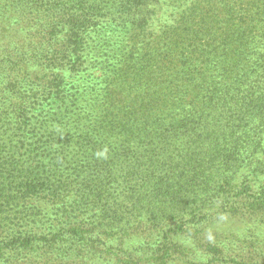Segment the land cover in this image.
Wrapping results in <instances>:
<instances>
[{
  "label": "rangeland",
  "instance_id": "obj_1",
  "mask_svg": "<svg viewBox=\"0 0 264 264\" xmlns=\"http://www.w3.org/2000/svg\"><path fill=\"white\" fill-rule=\"evenodd\" d=\"M79 1L104 13L83 65L62 68L43 125L0 140L1 172L46 183L20 200L6 186L0 247L47 240L0 264H264V0H142L137 15L117 4L138 0ZM13 6L0 0V84L19 57L38 69Z\"/></svg>",
  "mask_w": 264,
  "mask_h": 264
},
{
  "label": "trees",
  "instance_id": "obj_2",
  "mask_svg": "<svg viewBox=\"0 0 264 264\" xmlns=\"http://www.w3.org/2000/svg\"><path fill=\"white\" fill-rule=\"evenodd\" d=\"M42 1L14 0L13 8L18 10L19 27L25 29L31 38L27 41L26 48L28 47L32 54L40 55L33 56L34 61L39 58L36 64L38 69L31 71L22 69L25 63L29 62L22 56L11 61L12 69L1 71L3 80L1 79L0 84V140L4 135L12 134V132L21 138L26 131H30L34 123L39 122L43 125L46 107L49 103L51 104L52 99H60L64 92L66 82L62 75V68L68 64L67 70L70 72L80 69L83 65L82 52L86 41L83 33L93 26L96 18L104 14L100 5H92L88 8L79 0L74 6H69L67 2L66 4L58 2V0L54 2L46 0L42 5ZM141 1L138 0L136 3L130 1L129 5L117 4L119 13L128 15L136 13L137 15L142 10ZM133 43L135 44L136 41ZM12 142V138L7 140V143ZM16 142L20 143L21 140L18 139ZM11 146L12 149H17V146L12 144ZM1 147L5 146L0 144V149ZM4 165L10 164L5 162ZM23 172L15 166H11L6 173L0 171V178L2 176L4 180L0 189V200L6 198L5 193L8 191L6 186L11 185V182L14 183V189L9 187V193L14 200L26 198L32 195L38 186L46 185L38 178H31L30 174L19 179L17 175ZM63 233H68L72 238H83L78 228L64 230ZM35 240L46 241L47 239L17 233L3 239L4 246L0 247V252L3 248L28 247Z\"/></svg>",
  "mask_w": 264,
  "mask_h": 264
}]
</instances>
